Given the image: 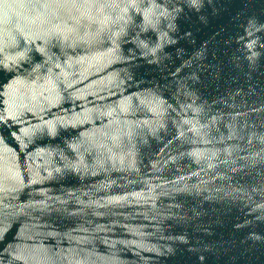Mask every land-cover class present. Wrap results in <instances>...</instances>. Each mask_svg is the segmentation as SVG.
<instances>
[{
	"label": "water",
	"instance_id": "obj_1",
	"mask_svg": "<svg viewBox=\"0 0 264 264\" xmlns=\"http://www.w3.org/2000/svg\"><path fill=\"white\" fill-rule=\"evenodd\" d=\"M0 264H264V0H0Z\"/></svg>",
	"mask_w": 264,
	"mask_h": 264
}]
</instances>
